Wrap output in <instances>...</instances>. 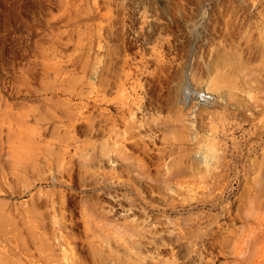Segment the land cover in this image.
Instances as JSON below:
<instances>
[{"label":"rangeland","instance_id":"374dc122","mask_svg":"<svg viewBox=\"0 0 264 264\" xmlns=\"http://www.w3.org/2000/svg\"><path fill=\"white\" fill-rule=\"evenodd\" d=\"M0 264H264V0H0Z\"/></svg>","mask_w":264,"mask_h":264},{"label":"bare ground","instance_id":"6f19581e","mask_svg":"<svg viewBox=\"0 0 264 264\" xmlns=\"http://www.w3.org/2000/svg\"><path fill=\"white\" fill-rule=\"evenodd\" d=\"M204 158V157H203ZM203 158H202V160H203ZM209 158V157H208ZM208 160V159H207ZM204 162H206V161H204ZM208 162V161H207Z\"/></svg>","mask_w":264,"mask_h":264}]
</instances>
